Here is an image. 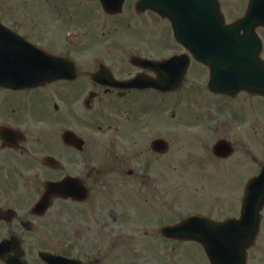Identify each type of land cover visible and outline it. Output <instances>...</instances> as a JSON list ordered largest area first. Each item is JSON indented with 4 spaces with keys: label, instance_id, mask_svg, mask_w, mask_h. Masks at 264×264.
Masks as SVG:
<instances>
[{
    "label": "flooded vegetation",
    "instance_id": "1",
    "mask_svg": "<svg viewBox=\"0 0 264 264\" xmlns=\"http://www.w3.org/2000/svg\"><path fill=\"white\" fill-rule=\"evenodd\" d=\"M136 5L137 0H124L122 13L111 15L101 0H0V23L15 35L55 55L84 57L82 64L74 60L76 85L66 84L65 90H58L55 83L46 85L47 97L35 88L0 87V264H49L43 260V251L71 264H105L106 246L99 233L107 229H137L138 219L133 211L142 198L151 213L149 219H139L140 227L156 234L165 244H185L163 235L162 226L168 221L162 220L167 212L153 209L154 202L159 206V201H154L158 198L163 206L164 188L153 187L158 179L149 176V162L154 155L151 143L156 138L168 139L167 118L163 114L143 113L145 96L152 90L116 89L105 85V77L98 73L111 71L122 81L140 74L155 76L132 62L135 57L159 60L167 54L166 47L154 44L151 32L147 36L139 30L127 42L113 40L111 33L99 32L107 17L128 22L143 16L150 31L153 21L166 22L147 16L153 12L138 13ZM86 25H99V34L91 31L89 36ZM6 39L8 44L13 40ZM75 41L79 42L78 47ZM178 47L174 45L175 49ZM112 52L120 56L112 58ZM95 75L99 81L94 80ZM250 98L264 104V99L255 96L241 97L239 102ZM154 120L158 124L155 127ZM261 120L264 125V114ZM68 129L83 138V145L65 142ZM231 129L229 125V133L219 140L229 141L235 155L243 140ZM154 133L157 137L152 136ZM261 135L257 154L242 147V154L246 158L252 154L258 167L264 163V133ZM65 179L66 191L47 194L48 182ZM138 184L144 185L141 194L132 189ZM44 200L45 207L40 204ZM107 211H116L130 222H102L105 217L110 219ZM152 213L158 218L150 219ZM176 254H172L174 259H178Z\"/></svg>",
    "mask_w": 264,
    "mask_h": 264
},
{
    "label": "rangeland",
    "instance_id": "2",
    "mask_svg": "<svg viewBox=\"0 0 264 264\" xmlns=\"http://www.w3.org/2000/svg\"><path fill=\"white\" fill-rule=\"evenodd\" d=\"M221 3L227 21L232 22L243 15L248 0H221ZM126 14L129 17L135 16L131 15L132 13ZM143 20L144 18L141 16L128 22H123V20L117 22L107 17L105 27L100 28L101 31L99 32L111 33L113 40L120 39L127 42L135 37V34L138 33L137 31L141 30L147 36V33L151 32L150 35L154 38V44L160 47L163 45L166 47L165 50L169 45H173V39L169 37V25L167 22L156 23L153 21V27L150 31V26L148 27V24H144ZM137 25H141V28H135ZM64 27L65 24L60 31ZM86 27L89 29V36L92 34L91 31H97L98 33L99 25H90V27L86 25ZM258 32L264 41V28L259 29ZM96 42H98V39ZM99 42L101 43V40ZM75 43L78 47L79 42L75 41ZM71 46L76 47L75 44H71ZM115 52H112V58L120 56ZM82 60H84V57H81ZM207 80H209L208 69L194 63L182 90L165 97V100H162V96L147 94L144 100L145 105L141 107V109L144 108L143 113L146 112L149 115L150 113L154 115L163 114L167 118L168 140L171 144L169 153L161 157V155L156 156L148 152V154L153 156L149 162L150 174L152 178L158 179L153 187L164 188L163 206H161V198H158L154 201H159V206L154 202L153 207V209H164L162 210L164 213L167 212V216H164L162 221H180L190 215V213H197L199 210H209L210 207L217 211L214 217L220 219L226 217L225 215L232 214L230 212L232 210L233 213L236 209L238 211L239 201L246 185L240 182L246 175L256 172L258 168L256 164L259 163L252 160V154H249L248 158H246L245 154H242V147L248 148L254 154L260 151L261 134L264 133V125L261 120L262 114H264V104L259 99L255 100L254 98L244 100V102L241 101L249 108L247 109L248 111L244 112L242 104L239 102L240 100L222 99L223 101L219 100L216 103L211 102L212 99L210 100L207 96L210 93L208 90L206 93L204 87V83ZM194 85H197L198 89H195ZM54 86L58 90H65L66 84ZM40 94L45 97L48 96L44 89L40 91ZM232 103H234L233 107H237V112H233L234 114L231 111L229 112ZM229 113L232 115L228 116ZM219 115L226 117L227 120L225 118L222 123H219V129L214 134V138H212L206 132V124L211 119L219 117ZM213 123L215 124V122ZM153 124L154 127L158 125L156 120L153 121ZM197 124H201L203 131L196 127L197 132H195L193 127ZM230 124H233V126ZM229 125L232 127L231 131H234V134L241 136L243 144L238 143L240 150L229 160H217L209 146L214 142L213 140L216 141V139L229 133ZM156 135L158 134L154 133L152 136L157 137ZM143 187L144 185L140 186L138 184L133 186L132 189L138 190V194H141ZM236 199H238L237 202L235 201ZM142 200L148 206L147 201L144 198ZM142 200L137 201L138 204L135 206V211H133L138 219V222H136L138 225L137 229L135 227L131 231H128V229L109 231L107 229L99 233L106 246L105 264H197L196 256L193 253L196 249L194 245H190L191 251H189V249L183 248V245H176L172 242L165 244L160 237L158 239L156 236L148 238V235H144L143 231L138 229L141 225L139 219L147 220L151 213L150 208ZM127 202L131 204L129 198ZM108 212L106 213L110 215V219L106 220L105 217V219H101L102 222L111 224L130 222L119 216L116 211L114 214ZM130 217L132 219L134 217L133 214ZM156 217L158 218L157 214L152 213L150 219H156ZM115 218L117 222H115ZM121 235L126 239L129 237L132 240H121L120 247L118 244L117 248L111 247L112 242L109 239ZM250 251L248 264H264V221L262 234ZM175 253H177L175 257H178V259H174L172 254L175 255ZM118 257H120V260H118ZM155 259L159 262L155 261Z\"/></svg>",
    "mask_w": 264,
    "mask_h": 264
},
{
    "label": "water",
    "instance_id": "3",
    "mask_svg": "<svg viewBox=\"0 0 264 264\" xmlns=\"http://www.w3.org/2000/svg\"><path fill=\"white\" fill-rule=\"evenodd\" d=\"M163 1H165V4L168 1L171 2V0ZM183 1L185 4L182 12L180 11L183 7L177 5L172 7L170 4L166 5L167 9L166 6H162L167 13L163 12V8L157 9L172 20L180 41L186 44L191 51H194L198 58L211 64L214 70L213 81L216 85L221 88L233 87L237 84L245 87L255 86L254 84L258 83V81L253 77L255 76L254 74L260 71L259 64L249 63L248 58L251 57V54L247 51L240 52L243 47L240 49L234 48L239 42L237 34L243 29L258 40L255 28L261 24L262 19L256 18L255 21L259 22L253 24L249 21L248 16L243 21L231 26H225L219 5L215 0ZM252 7L254 8V5ZM250 17H256V15L251 14ZM234 66H236L237 70L229 68ZM263 206L264 172L247 190L242 219L238 222H231L222 229L228 233V237L223 240V245L218 247L210 244L208 247L207 244L208 253L214 264L221 262L231 264V262L223 258L230 254L228 250L235 251V249L237 250L240 247H249L258 234L260 226L259 212ZM195 222L196 220L194 219L188 220L185 226L178 227L176 232L181 235L185 234V238L197 239L196 231L193 228ZM184 227L186 228L184 229ZM224 241L228 242L224 243ZM213 247L218 249L214 251ZM233 259L235 261V258Z\"/></svg>",
    "mask_w": 264,
    "mask_h": 264
}]
</instances>
